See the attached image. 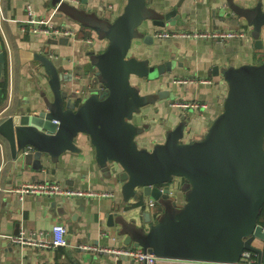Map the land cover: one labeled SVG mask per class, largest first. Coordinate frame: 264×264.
Returning a JSON list of instances; mask_svg holds the SVG:
<instances>
[{"label": "water", "instance_id": "95a60500", "mask_svg": "<svg viewBox=\"0 0 264 264\" xmlns=\"http://www.w3.org/2000/svg\"><path fill=\"white\" fill-rule=\"evenodd\" d=\"M223 19L242 18L251 29L256 50L264 49V8L236 6L226 0ZM154 0H127L123 12L112 20L69 1L57 0L55 7L69 23L104 41L101 52L88 45L90 65L96 69L91 83L98 88L77 104L72 76L60 72L47 53L34 58L49 78L53 99L44 98L29 108L4 106L7 89L0 87V140L8 148L14 170L24 175L29 168L39 173L46 162L56 163L66 152H78L76 139L87 135L95 149L97 164L104 175L121 185L123 207L104 214L106 225L124 237V246L140 247L158 258L236 264L245 251L264 262V225L258 223L264 205V61L220 69L228 85L222 112L203 136L183 142L188 115L181 116L164 142L152 150L140 148L136 138L148 130L147 124L132 121L142 109L155 105L167 92L142 94L132 77L148 81L173 70V61L151 65L148 60L130 56L133 43H154V32L177 28L178 8ZM86 5V3H84ZM68 43L67 38L49 37L47 44ZM8 56L0 43V82L8 78ZM70 77V78H69ZM0 152V173L6 165ZM175 178L188 183L183 204L164 185ZM145 197L156 200L162 213L148 230L137 220L127 221L121 214L131 200L141 207ZM175 198V199H174ZM149 212L142 220L150 223ZM161 264V263H158Z\"/></svg>", "mask_w": 264, "mask_h": 264}, {"label": "crops", "instance_id": "0c3cea01", "mask_svg": "<svg viewBox=\"0 0 264 264\" xmlns=\"http://www.w3.org/2000/svg\"><path fill=\"white\" fill-rule=\"evenodd\" d=\"M180 0H154L152 7L165 4L168 9L177 8ZM127 0H76L71 1L78 7L86 6L99 16L106 13L112 20L119 16ZM240 8L252 9L264 0H233ZM57 0H0V43L8 56L7 97L4 106L29 108L44 98L53 99L49 87V78L41 64L35 60V54L47 53L58 70L72 76L73 90L78 94L77 104L95 89L91 83L96 69L90 65L88 50L91 40L96 52H101L104 41L96 34L85 31L74 23L66 21L55 7ZM86 3V5L84 4ZM30 6L37 19L49 20L59 27H70L77 31L75 38H67L68 43L48 46V36L30 32L31 24L27 7ZM227 8L226 0H187L178 8L180 20L177 28L167 27L160 30H174L182 33L213 32L228 30H246L245 39L215 41L204 38L156 39L152 45L141 40L133 43L131 56L148 60L151 65L173 61V70L155 80H140L132 77V84L140 88L142 94L167 92L155 105L142 109L135 115L133 123L137 126L147 124L148 130L136 138L140 148L152 150L156 144L164 142L166 133L175 128L181 116L188 115L190 123L186 127L183 142H189L206 134L212 121L222 112L223 101L228 85L221 76L212 74V68L221 70L239 67L244 64H260L264 61V49H254L250 36L251 29L240 18L223 19L221 12ZM156 32V31H155ZM154 32V33H155ZM64 38V37H63ZM70 78V77H69ZM2 82H0V87ZM197 104L198 107L183 105ZM182 107H181V106ZM78 152H66L58 162H46L45 169L39 173L29 171L19 175L5 146L6 165L0 173V264H128L127 261L113 255H101L95 251H83L79 246L106 247L120 249L124 246V237L118 236L103 219L110 209L123 207L121 185L108 179L97 164L95 149L87 135L80 134L76 139ZM58 183L65 190L87 193L83 197L71 198L51 195H27L20 200L17 189L28 184ZM182 178L175 183L164 185L174 188L177 200L183 202L185 192ZM181 190H178L180 189ZM179 191V192H178ZM115 192L116 197L98 198L88 193ZM144 207L131 200L121 210L124 218L137 220L143 229L157 222L162 213L158 206ZM149 212L145 222L142 213ZM56 225H65L67 239L76 246L72 248L40 249L20 248L9 239L21 231L50 230Z\"/></svg>", "mask_w": 264, "mask_h": 264}, {"label": "built area", "instance_id": "2783aa9c", "mask_svg": "<svg viewBox=\"0 0 264 264\" xmlns=\"http://www.w3.org/2000/svg\"><path fill=\"white\" fill-rule=\"evenodd\" d=\"M64 1H74L76 0H60ZM27 12L29 16L28 23L31 24L30 32L43 34L48 37H67L75 38L77 36V31L70 27H59L49 20L37 19L32 8L27 7ZM248 36V31L246 30H228V31H213V32H192V33H182L174 30H157L154 33V38L156 39H174V38H204L211 39L215 41H226L229 39H245ZM88 43H92L91 40H87ZM181 106V105H180ZM197 104L183 105L184 108L188 107H198ZM182 107V106H181ZM0 152L4 155L3 144L0 140ZM178 178H175L172 183H175ZM165 186H163L164 188ZM169 189V188H168ZM170 194L172 196L176 195L174 188H170ZM178 190H181L178 189ZM16 192L19 195L20 200H24L27 195H55L71 198L72 196L83 197L87 193L80 191H70L65 190L58 183H40V184H28L17 189ZM179 192V191H178ZM88 195L95 196L98 198H111L116 197L115 192H101V193H88ZM146 206L151 208L156 206L157 202L154 199L147 198ZM68 230L65 225H56L50 230L32 231L27 232L25 230L21 231L16 236H10L11 242L20 247H34L40 249H56L59 247L72 248L73 246L67 239ZM80 250L83 251H95L101 255H113L120 259L128 262V264H219L213 262H200V261H190L184 259H174V258H158L155 255L145 252L140 247L126 246L120 249H112L106 247H93V246H79ZM236 264H264L258 263L257 256L252 252L245 251L241 259Z\"/></svg>", "mask_w": 264, "mask_h": 264}, {"label": "trees", "instance_id": "16d2710c", "mask_svg": "<svg viewBox=\"0 0 264 264\" xmlns=\"http://www.w3.org/2000/svg\"><path fill=\"white\" fill-rule=\"evenodd\" d=\"M1 87L4 88V89H7L6 82H3ZM258 223L264 225V205L260 209L259 217H258Z\"/></svg>", "mask_w": 264, "mask_h": 264}, {"label": "rangeland", "instance_id": "374dc122", "mask_svg": "<svg viewBox=\"0 0 264 264\" xmlns=\"http://www.w3.org/2000/svg\"><path fill=\"white\" fill-rule=\"evenodd\" d=\"M132 50V49H131ZM130 56H131V51H130V54H129ZM184 187H185V190H187L188 189V183L186 182H184ZM185 196L183 195V198H184ZM175 199V198H174ZM179 204H183L182 203V201L179 203Z\"/></svg>", "mask_w": 264, "mask_h": 264}]
</instances>
